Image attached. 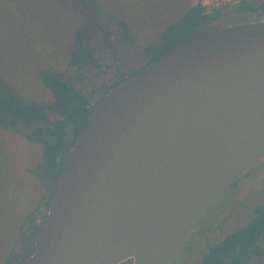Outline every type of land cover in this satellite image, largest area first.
<instances>
[{"label": "water", "instance_id": "water-1", "mask_svg": "<svg viewBox=\"0 0 264 264\" xmlns=\"http://www.w3.org/2000/svg\"><path fill=\"white\" fill-rule=\"evenodd\" d=\"M263 156L264 10L218 15L101 97L18 264H173Z\"/></svg>", "mask_w": 264, "mask_h": 264}, {"label": "rangeland", "instance_id": "rangeland-1", "mask_svg": "<svg viewBox=\"0 0 264 264\" xmlns=\"http://www.w3.org/2000/svg\"><path fill=\"white\" fill-rule=\"evenodd\" d=\"M87 1L85 5L71 0L66 8L59 0H0V77L19 98L52 99L39 76L42 69L59 72L68 82L83 72L67 64V52L80 24H88L94 32L90 44L98 55L115 56L116 67L106 68L100 76L99 82L107 84L119 74L127 77L144 67L168 25L176 24L173 35H181L184 28L178 21L199 0ZM253 3L260 7L264 0ZM235 9H224L219 15ZM120 20L128 26L131 36L127 41L120 37ZM41 152L39 143L0 127V264L16 244L30 213L34 222L41 220L44 188L31 172ZM260 205H264V156L211 202L173 264H200L211 246L248 223ZM128 261L131 264V259L120 264ZM251 264H264V239Z\"/></svg>", "mask_w": 264, "mask_h": 264}, {"label": "trees", "instance_id": "trees-1", "mask_svg": "<svg viewBox=\"0 0 264 264\" xmlns=\"http://www.w3.org/2000/svg\"><path fill=\"white\" fill-rule=\"evenodd\" d=\"M59 1L64 7L70 8L71 0ZM81 2L85 5L88 3L87 0ZM251 10H264V3L256 7L253 0L242 2L234 12ZM85 14L83 11V15ZM218 15L204 14L199 3L188 6L178 21L184 32L174 36L176 24L168 25L149 62L165 53L187 32ZM119 24L121 39L129 40L131 35L126 22L120 20ZM93 35L94 32L86 23L80 24L74 31L73 43L67 52V64L83 72L77 73L73 82L65 80L59 72L48 69L39 71L42 83L52 94L50 101L21 99L14 93L12 86L0 77V127L42 146L41 157L31 172L44 188L40 200V222H34L35 216L31 212L28 221L21 226L16 244L2 264H18L33 252L34 236L44 222L55 185L62 174L66 152L74 144L87 116L111 86L141 69L134 70L127 77L119 74L117 79L107 84L99 82L100 76L106 73V68L113 65L116 67V59L114 54L110 58L98 55L97 48L90 44ZM86 83L91 85L90 88ZM263 239L264 205H260L254 209V217L248 223L211 246L202 256L200 264H251L252 257L259 252V243Z\"/></svg>", "mask_w": 264, "mask_h": 264}, {"label": "built area", "instance_id": "built-area-1", "mask_svg": "<svg viewBox=\"0 0 264 264\" xmlns=\"http://www.w3.org/2000/svg\"><path fill=\"white\" fill-rule=\"evenodd\" d=\"M251 0H199L203 7V13L206 15L219 14L227 8H236L242 2H249Z\"/></svg>", "mask_w": 264, "mask_h": 264}, {"label": "flooded vegetation", "instance_id": "flooded-vegetation-1", "mask_svg": "<svg viewBox=\"0 0 264 264\" xmlns=\"http://www.w3.org/2000/svg\"><path fill=\"white\" fill-rule=\"evenodd\" d=\"M128 263L130 264V261H128Z\"/></svg>", "mask_w": 264, "mask_h": 264}]
</instances>
